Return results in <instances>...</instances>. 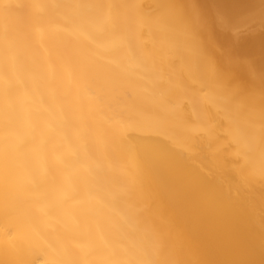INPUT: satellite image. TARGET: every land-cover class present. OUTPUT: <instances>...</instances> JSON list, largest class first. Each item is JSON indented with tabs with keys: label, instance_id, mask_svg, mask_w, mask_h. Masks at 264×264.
I'll list each match as a JSON object with an SVG mask.
<instances>
[{
	"label": "bare ground",
	"instance_id": "6f19581e",
	"mask_svg": "<svg viewBox=\"0 0 264 264\" xmlns=\"http://www.w3.org/2000/svg\"><path fill=\"white\" fill-rule=\"evenodd\" d=\"M0 264H264V0H0Z\"/></svg>",
	"mask_w": 264,
	"mask_h": 264
}]
</instances>
